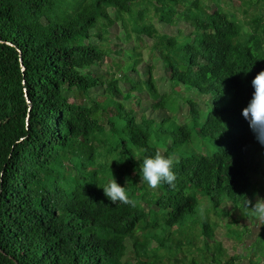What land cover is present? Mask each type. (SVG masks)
<instances>
[{
	"label": "trees",
	"instance_id": "1",
	"mask_svg": "<svg viewBox=\"0 0 264 264\" xmlns=\"http://www.w3.org/2000/svg\"><path fill=\"white\" fill-rule=\"evenodd\" d=\"M179 23L183 36L160 31ZM114 28L126 42L155 41L171 93L150 97L152 108L138 105L140 84L120 85L143 68L146 86L152 80L153 65L133 48L115 75L92 71ZM262 70L264 0H0V264H184L192 253L189 264H236L258 241L264 257L261 227L246 255L223 261L217 225L198 212L201 198L222 217L228 203L251 220L246 198L260 192L264 146L242 110ZM190 144L216 150L183 156ZM157 151L176 158L177 179L152 192L131 168ZM112 178L135 208L108 200ZM242 227L227 236L242 238ZM175 231L188 235L191 254Z\"/></svg>",
	"mask_w": 264,
	"mask_h": 264
},
{
	"label": "rangeland",
	"instance_id": "2",
	"mask_svg": "<svg viewBox=\"0 0 264 264\" xmlns=\"http://www.w3.org/2000/svg\"><path fill=\"white\" fill-rule=\"evenodd\" d=\"M166 3H169L168 1H165ZM220 3V2H218ZM222 6V5H221ZM238 7H234L232 8V12H233V18L234 20H242L244 15L242 14L241 11L237 10ZM223 9L227 10V7L223 5ZM252 11V10H251ZM250 11V13H251ZM162 34L166 35V36H183L184 32L187 31V27L185 25H183L182 23H179L178 25L170 28V27H166L163 30H160ZM108 38L110 39V43H103L102 47L104 48V51L106 53V58H104L103 60V65L101 67V69L99 68H92V71L94 73H102V72H110L111 75L112 74H116L117 73V65L122 64V61H125L124 58L126 59V55H124L125 50H129L130 48H133V53L135 55V57H140L142 58V60L146 63V64H152L153 65V71H152V80L150 83H148V86H146V80H147V69H141L140 73L138 75L135 74H129L130 77H132V83H127L125 82V78H123L122 80H120V85L122 87V89L124 91L129 90V88H131V85H137L140 84V86L138 87L139 92H134L135 93V97H137L136 100H138V105L142 106L144 108H152L154 102L152 101V99L150 97H156V95H160V96H164L167 93H171V88H170V84L166 78V75L164 73V71L162 70V66H161V61L160 58L155 57L153 51L151 50V46L154 44L155 41L153 40H149V39H145L143 43L139 44L136 42V39L132 36L130 42H126L122 39V33L114 28L113 30L110 29L107 33ZM157 41H159V39H157ZM115 44L119 45L118 47L114 46ZM139 44V45H138ZM124 50V51H123ZM154 62V63H153ZM114 74V75H115ZM120 74V73H119ZM117 74V75H119ZM118 78H120L118 76ZM148 88H150V92L147 90ZM132 89V88H131ZM132 90H137V88H133ZM98 99L104 101L105 100V96L103 95V90H100L98 92ZM129 108H134L136 110V112H139V109L136 107H132L133 105H131V103L126 104ZM185 109L181 108L179 109V111L176 113L177 116H180V120L179 123L183 124L188 122V118L185 119ZM147 114H145V119L148 120L149 122H151V117H153L154 115L151 114L150 112H145ZM194 139V138H193ZM202 147V146H201ZM200 146L197 147L196 145H188L185 146L181 152L183 153V156H187L190 155L191 153H199L200 152ZM203 152H207V153H212L216 150V146L212 145V144H206L205 147H202ZM202 152V151H201ZM128 157H125V163L128 162ZM128 164V163H127ZM137 166H134L131 174L134 173V170L137 171L139 169L142 168L141 163L139 162L138 164H135ZM263 173H264V168H262ZM255 179V177L253 178ZM258 180L256 181L259 185V189L260 192L258 193L260 197L264 198V176L257 178ZM143 182H141V179L138 182V185L142 184ZM129 186H131V184H128ZM150 190L152 192H154V189ZM256 193H253V196ZM199 203H201L200 208L198 207V212L201 218L203 219H207L208 221H210L211 223L214 224V226L217 225V231L219 232L216 237V245H217V250L218 252L221 253H225V255H223V261L227 260L228 258H232L235 259L237 256L239 255H246L248 251H245V248L247 246H249L251 243H254L258 238V233L260 231V229H258V225L255 221V219H252V216L249 214L250 219L248 218H242L241 212L237 211V207H232L231 205H229L228 203H224L221 207H223L224 211H228L229 214L227 217H222V214L220 212L215 211V209H212V207L210 206V203L208 201H205L204 199L199 198L198 199ZM254 202H255V198H254ZM253 202V203H254ZM249 212V211H248ZM190 221V220H189ZM237 221V223L235 224V222ZM188 222V221H187ZM242 225H246L249 229V232H247V234L241 235L242 238H238L237 240H232L230 237L227 236L228 233V229L231 228L232 230L235 231H239L241 232L243 230ZM184 231V230H182ZM196 231H198L196 229ZM181 231H175V235H174V241H180L182 243V251L184 254H188L190 252V254L192 253V251L194 249H191L190 247V239L188 237L187 234L181 232ZM197 233V232H196ZM239 235V236H240ZM190 240V241H188ZM201 241V240H200ZM197 246L201 245L200 242L197 241ZM221 244V245H220ZM261 245L262 243L260 241H258V243H256L255 247H253V249L251 250V254L250 257L248 255V257L239 260V262H237L236 264H249V258L253 259L254 258H262L264 259L263 254L261 252ZM187 260H184L183 263L184 264H189V258H191V256H195V258L197 259V255L195 253H192L191 255H187ZM199 257V256H198ZM199 259V258H198ZM201 264V263H198ZM204 264H215L212 262H207ZM262 264H264V262H262Z\"/></svg>",
	"mask_w": 264,
	"mask_h": 264
},
{
	"label": "clouds",
	"instance_id": "3",
	"mask_svg": "<svg viewBox=\"0 0 264 264\" xmlns=\"http://www.w3.org/2000/svg\"><path fill=\"white\" fill-rule=\"evenodd\" d=\"M254 88L252 99L242 110V116L249 123V127L258 143L264 146V70L260 71L251 82ZM178 163L174 156H164L157 151L154 157H145L143 160L141 182H146L151 189H157L161 184L175 187L177 176L173 171ZM113 176V174H112ZM103 192L112 204L120 202L133 208L138 201L130 198L125 187L120 186L112 178L103 188ZM255 202L246 198V208L255 219L258 229L264 227V198L254 194Z\"/></svg>",
	"mask_w": 264,
	"mask_h": 264
},
{
	"label": "water",
	"instance_id": "4",
	"mask_svg": "<svg viewBox=\"0 0 264 264\" xmlns=\"http://www.w3.org/2000/svg\"><path fill=\"white\" fill-rule=\"evenodd\" d=\"M22 69H23V66H22ZM28 101V100H27Z\"/></svg>",
	"mask_w": 264,
	"mask_h": 264
}]
</instances>
